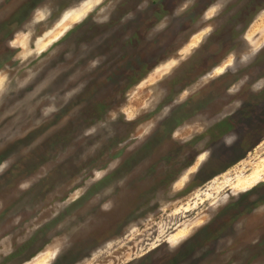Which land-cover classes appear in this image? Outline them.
<instances>
[{
  "label": "rangeland",
  "instance_id": "rangeland-1",
  "mask_svg": "<svg viewBox=\"0 0 264 264\" xmlns=\"http://www.w3.org/2000/svg\"><path fill=\"white\" fill-rule=\"evenodd\" d=\"M178 3L0 0V264H264V0Z\"/></svg>",
  "mask_w": 264,
  "mask_h": 264
},
{
  "label": "clouds",
  "instance_id": "clouds-1",
  "mask_svg": "<svg viewBox=\"0 0 264 264\" xmlns=\"http://www.w3.org/2000/svg\"><path fill=\"white\" fill-rule=\"evenodd\" d=\"M127 2L128 0H101L102 5L110 6L112 9V12L109 15H105L102 20L97 21L93 19L92 22L96 25H106L110 23V21L113 19L114 16L119 15V9L121 5ZM132 2H135V0H132ZM198 2L199 0H179L177 8L171 10L170 17L179 18L182 14L187 13L191 8L195 7V5ZM150 3H151V0H142L141 3L136 4V8L134 10H129V11L124 12L122 15H119L118 23L120 25H123V24H126L130 20H134L138 12H143L149 8ZM63 4H66V0H36L35 8L50 6L52 8L53 15L58 17L59 15L62 14L64 10H66V7L64 8L61 7V5ZM67 6H70V5H67ZM35 8L33 9V12H35ZM149 38H150V35H149ZM13 59H15V57H13ZM105 59L106 57H103V56L93 59L91 61V68L92 69L97 68L103 63ZM0 70H2V66H0ZM245 79H247V77H245ZM80 87L82 88L83 85H81ZM253 90L255 91L256 89L253 88ZM69 95L71 96V93ZM50 111H54V110H50ZM45 115H48V113L46 112ZM238 140H239V135L233 132V133H230L228 137L223 138L221 140V143L223 144L225 148H232L233 145ZM193 151H195L197 155L199 154L200 151H207L209 158H211L214 155L213 149L211 148H196V149H193ZM11 162H12L11 157L7 160L0 161V174H2L10 166ZM111 167L112 169H115L116 165L115 164L111 165ZM101 175L102 174L100 172L95 173V176L97 179L101 178ZM124 183H125L124 180H120L118 182V186H123ZM109 191H111V189ZM231 195L237 200L240 198V193H232ZM228 200H229V197L225 196L223 198V203L227 204ZM113 206L114 205L112 203H103L101 205V211L108 212L112 209ZM88 223H89V220H85L83 221L82 225H80V227H83L87 225ZM76 230L77 229H73L72 231L75 232ZM69 239H71V237H69ZM69 246L71 245L69 244Z\"/></svg>",
  "mask_w": 264,
  "mask_h": 264
}]
</instances>
